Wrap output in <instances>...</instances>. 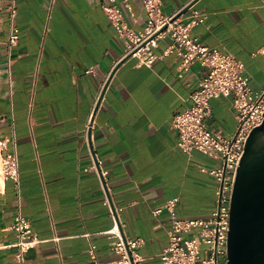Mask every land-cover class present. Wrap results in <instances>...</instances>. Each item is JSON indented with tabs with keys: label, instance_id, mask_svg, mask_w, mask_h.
Listing matches in <instances>:
<instances>
[{
	"label": "crops",
	"instance_id": "1",
	"mask_svg": "<svg viewBox=\"0 0 264 264\" xmlns=\"http://www.w3.org/2000/svg\"><path fill=\"white\" fill-rule=\"evenodd\" d=\"M176 14L194 3L205 14L192 35L211 50L235 56L255 93L264 88V0H162ZM107 0H0V264H15L18 215L32 222L39 243L32 264H90L116 259L119 237L143 239V264H160L171 214L153 210L178 198L180 219H209L216 209L218 162L185 152L172 128L192 104L207 69L180 76L181 58L167 36L152 67L124 58L126 44L102 6ZM126 23L143 31L141 0H116ZM188 16V14H186ZM12 26L20 40L11 54ZM234 97L210 102L208 128L225 138L238 128ZM96 110V126L86 125ZM16 153L19 185L3 177L2 160ZM105 174L103 177L102 174ZM106 199L110 204L105 203ZM117 216L114 218L113 211ZM115 232L111 234L110 232Z\"/></svg>",
	"mask_w": 264,
	"mask_h": 264
},
{
	"label": "built area",
	"instance_id": "2",
	"mask_svg": "<svg viewBox=\"0 0 264 264\" xmlns=\"http://www.w3.org/2000/svg\"><path fill=\"white\" fill-rule=\"evenodd\" d=\"M141 1L148 15V23L143 31L129 27L116 0H107L102 6L127 46L124 58H137L139 66L152 67L157 60L155 50L160 40L169 36L172 44L164 54L174 50L179 53L180 76L197 64L207 69V74L192 95V104L174 118L172 128L178 135V146L182 150L188 153L199 151L218 162V166L209 170L217 182L216 209L209 219L177 217L175 208L179 203L178 198L168 200L165 205L153 210L155 216L164 210L171 214V228L168 232L170 243L160 256V264H227L234 181L246 141L253 129L264 120V88L255 93L249 78L245 76L244 65L235 56L211 50L192 35V28L205 20V14L196 10L194 3L188 5L190 7L185 13L184 8L176 14L166 15L162 12V0ZM9 12L14 20L18 13L17 0H9ZM19 40L20 29L12 26L7 44L9 54L17 47ZM258 53L264 57V46ZM225 96L234 97L233 105L238 121L235 134L229 138L206 125L211 100ZM95 118L96 110L93 109L86 125L87 139L96 126ZM1 172L4 178L19 185V159L16 153L3 158ZM105 203L110 204L108 199ZM113 214L116 219V210ZM13 229L17 238L9 247L15 249V264H32L30 250L39 243L32 222L18 215ZM110 233L115 234L114 231ZM144 243L143 239L120 236L112 248L116 259L109 263L99 261L96 246L92 245L88 250L90 264H143L144 258L137 249Z\"/></svg>",
	"mask_w": 264,
	"mask_h": 264
},
{
	"label": "water",
	"instance_id": "3",
	"mask_svg": "<svg viewBox=\"0 0 264 264\" xmlns=\"http://www.w3.org/2000/svg\"><path fill=\"white\" fill-rule=\"evenodd\" d=\"M227 252V264H264V120L249 135L237 169Z\"/></svg>",
	"mask_w": 264,
	"mask_h": 264
},
{
	"label": "rangeland",
	"instance_id": "4",
	"mask_svg": "<svg viewBox=\"0 0 264 264\" xmlns=\"http://www.w3.org/2000/svg\"><path fill=\"white\" fill-rule=\"evenodd\" d=\"M207 248H209V247H207ZM206 257V256H205Z\"/></svg>",
	"mask_w": 264,
	"mask_h": 264
}]
</instances>
